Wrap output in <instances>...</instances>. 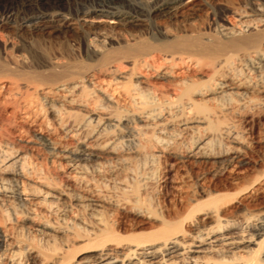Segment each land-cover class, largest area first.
Returning a JSON list of instances; mask_svg holds the SVG:
<instances>
[{
  "label": "bare ground",
  "instance_id": "bare-ground-1",
  "mask_svg": "<svg viewBox=\"0 0 264 264\" xmlns=\"http://www.w3.org/2000/svg\"><path fill=\"white\" fill-rule=\"evenodd\" d=\"M4 1L0 264H264V0H222L214 29L199 0ZM153 170L174 207L148 206Z\"/></svg>",
  "mask_w": 264,
  "mask_h": 264
},
{
  "label": "rangeland",
  "instance_id": "rangeland-1",
  "mask_svg": "<svg viewBox=\"0 0 264 264\" xmlns=\"http://www.w3.org/2000/svg\"><path fill=\"white\" fill-rule=\"evenodd\" d=\"M91 1L94 2V3H98V1H100V0H91ZM157 1H160V0H133L132 3L133 4H136L141 9L146 10L149 7H151V5H153L154 3H156ZM199 1L202 4V8L200 9L201 11H199V13H198L199 15H197L198 17H196L197 22L200 23V24H204L208 28L214 29L216 23L222 22L221 21V17L223 16V14H225V13L228 12L227 9L224 8L223 5H221L222 2H224V1H230L231 3H234L236 5H241V6H245V7L249 8L252 5H254V3H257L259 0H223V1L222 0H203V1L202 0H199ZM6 4L7 3L4 0H0V11H3V10L6 9L5 8V7H7ZM70 7L72 8V10H74L76 12L77 11H81L83 13L86 12V9L81 4H75V3H73V4L70 5ZM24 11H25V13H24ZM24 11L21 12V15H24L26 13L27 14H33V12H34L32 8H27ZM22 17L23 16H21V18ZM82 18L83 17L81 16V19ZM84 19H85V21L96 22V25L97 26L99 24V26L103 25V26H106L107 28L109 26H111V25H109V23L112 22V20H110L108 18H104V17L97 16V15H93V16L92 15H88V17H86ZM100 21H101V25L99 23ZM153 21H154V19H153ZM172 29L174 30V32H177V30H176L177 27L176 26H173ZM2 34L4 35L5 40H9V43H8L7 46L9 48L8 50L10 51V52L8 51V53L9 54L11 53L10 55L17 56V55H19L21 53V51H24V50H25V52H29V50L26 49L23 46L25 44L23 38L21 36H19L16 33L15 30L3 28L2 29ZM66 44L67 43H65L64 41H62L61 44H58V46H57L58 47V50L59 51L61 50L60 52H62L63 55H65V57L71 56V58H72L73 55H71L70 48H69V46H66ZM3 48H4V46L1 43V48H0V61H4L5 58H6V55H4V52L2 51ZM26 50H28V51H26ZM27 56H28V54H27ZM80 57L82 58L81 59L82 61H85L84 60L85 59V55H78L77 56V58L79 60H80ZM30 58H29V67L28 68L31 71H33V72L35 70L40 69L37 66V65H39L38 63L40 62V60L38 61L37 58H32V56H30ZM75 58H76V56H75ZM28 68L26 69L27 72L30 71V70H28ZM1 81H4V80L2 79ZM10 111H11L10 108H6L5 106H0V117H3V119H6L8 117L7 116L8 115V112H10ZM263 123H264V118H261V119H259V121H257L255 127H253V128L249 127L251 129L248 128V130L250 132V141L252 142V144L255 147V150L257 152L262 151V149L259 148V146L256 144V141L258 140V133H259V130L262 129L261 126H262ZM15 142H16V145H18V146H26L24 144V142H18V141H15ZM256 155L257 154H252V156L257 159L258 158V155L257 156ZM201 169H204V170H201ZM205 170H207V169L204 168V167H201L200 169H197V168L193 167L192 168V171H190V175L192 174L190 176V178L192 177L191 179H193V181L195 182L196 181L195 179H196L197 173L199 171L202 172V171H205ZM152 172L151 171H149V172L146 171V173H145L149 177L152 176L151 181H150V178L151 177L150 178L147 177V176L145 177L144 174H143V178H142V181H141L142 187L145 189V192L147 191L146 193H147V196L148 197H146V194H145V197L147 199L146 202H148V206L155 205V207H157L158 205H160L162 207L165 206L163 208L174 207V203H177V204L179 203L178 198L176 199V197L174 196V194H171L172 191H171V189L169 187L159 188V184L162 181L160 179L161 173L154 171L153 174H152ZM147 179H149V184H148V180ZM160 206H158V207H160ZM23 218L24 217L22 216L21 217V220ZM123 221L126 222V221H128V219H125L124 218ZM32 234H33L32 231L30 229H28L27 226H26V228L23 227V229H18L15 232V235L18 237V239L20 240V242L22 244V246H21L22 248H25L27 245H31V249H33L34 251L37 252L38 249H39V245L41 243L38 240H31L32 238L30 236ZM37 239H39V238H37ZM21 255H22L21 258L24 261H26L29 258L28 252H24ZM39 261H40V259L38 261L35 259V264H37ZM31 264H32V262H31Z\"/></svg>",
  "mask_w": 264,
  "mask_h": 264
}]
</instances>
